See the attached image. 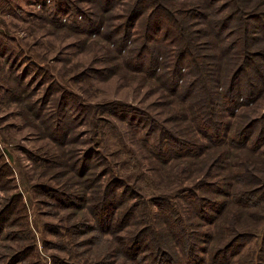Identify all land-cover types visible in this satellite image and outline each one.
Here are the masks:
<instances>
[{"label":"rangeland","instance_id":"rangeland-1","mask_svg":"<svg viewBox=\"0 0 264 264\" xmlns=\"http://www.w3.org/2000/svg\"><path fill=\"white\" fill-rule=\"evenodd\" d=\"M133 1L102 13L101 0H0V264H264V59L243 80L263 70L255 96L243 91L219 114L222 133L167 144L164 130L177 139L180 129L172 113L187 105L135 55L150 6L200 0L147 3L119 50L107 29L119 31ZM241 1L264 12V0ZM190 22L202 28L198 14ZM251 24L249 48L262 51L264 15ZM109 183L111 219L94 194ZM196 198L210 201L203 212Z\"/></svg>","mask_w":264,"mask_h":264},{"label":"trees","instance_id":"trees-1","mask_svg":"<svg viewBox=\"0 0 264 264\" xmlns=\"http://www.w3.org/2000/svg\"><path fill=\"white\" fill-rule=\"evenodd\" d=\"M96 1L93 2L94 5ZM113 1L101 0V3L98 4L100 12H107L113 5ZM152 1H133L128 6L130 9L121 16L123 24L117 27L119 31L115 30L116 26L107 29V36L120 35L116 40L119 42V50L124 49L126 46V41L129 37L126 33L129 31L132 21L138 20L143 7ZM219 1L221 0L194 1L189 10H179L173 6L171 9L164 4L167 3L166 1H160L150 6L143 33L140 34L142 39L140 40L139 49L141 47L142 51L139 53L140 56L137 57L135 55L138 59L136 60L138 61L137 68H144V62L148 60L149 71L155 72L163 69L162 74L166 77V80H169L166 82V86L168 87L171 84L170 90L166 89L177 95L181 101L180 103L184 102L187 105L178 107L177 114L172 113L174 119L180 123V129L177 139L174 138L170 128L164 130L162 138L166 139L167 144L172 142L188 144L193 130L197 134L205 135L208 138L207 132L222 133L223 125L218 120L219 114H223L239 104V99L244 97L242 96L243 91L249 94V96L245 97H253L261 87L259 86V81H262L263 70L261 69H257L255 74L245 84L243 80L247 69L250 66V68L256 66L258 59H264L263 49L262 51H257L249 48L258 39L251 28L254 24L251 23L259 15H264V12L258 8L259 4H251L244 9L241 7V0H226L228 4L223 5V7L217 6ZM199 10H203L204 13H198ZM100 12L95 16L101 19L103 15ZM194 13L198 14L199 24L202 25V28H197L196 26V29L194 28L195 23L190 22V19H195V15H197ZM160 33L162 38H157L156 45L150 49L148 43L151 42L153 35L156 36ZM162 59L163 62H161ZM152 128L155 131L156 128ZM187 133H189V136ZM87 165L85 162V167L81 169L83 177H87L86 173L89 169ZM68 179L72 181L70 178ZM95 179L94 175H90L89 180L93 181ZM111 185L112 183L106 184L101 191L94 193L99 196L96 202L99 213L107 211V209L109 211L113 209L116 192L115 190H110ZM241 192L238 201L244 202L242 205H247L245 193L248 191ZM205 200L210 203L207 198L204 200L203 198H196L195 205L200 206L195 209L196 211L203 212L202 205ZM111 211L110 219L113 217ZM3 213L4 210H2ZM107 224L106 222H101V227ZM27 230L25 225V235ZM106 233H109V231L106 230ZM132 239L133 244L126 245L127 250L124 248L126 255H129L131 250L136 249L134 237ZM170 239L176 242L175 238L171 237ZM182 239L185 240L184 238ZM185 241L189 243L187 248L194 250L195 246L192 238L189 236ZM24 249L26 251L32 250V245L24 247ZM18 257L19 251L11 256L12 259H17ZM186 257L191 258L190 256ZM131 260L133 261V259ZM143 264L146 263L143 262ZM159 264L181 263L172 260Z\"/></svg>","mask_w":264,"mask_h":264}]
</instances>
